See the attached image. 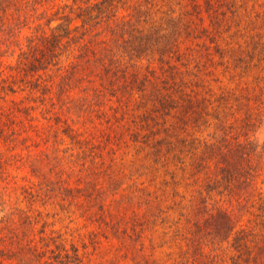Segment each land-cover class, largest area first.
Wrapping results in <instances>:
<instances>
[{
  "label": "trees",
  "instance_id": "trees-1",
  "mask_svg": "<svg viewBox=\"0 0 264 264\" xmlns=\"http://www.w3.org/2000/svg\"><path fill=\"white\" fill-rule=\"evenodd\" d=\"M60 3L0 0V66L4 62L1 57L9 53V58H18L15 70L19 73H13L9 83L0 78V141L7 147L15 146L25 131L26 125L19 114L27 117L35 106H20L15 97L28 89L30 92L23 102L37 92L42 104L48 99L55 106V92L58 101L66 95L67 103L69 97L79 94L84 101L82 105L92 110H95L93 100L100 99L101 106L111 109L116 119L121 109L128 110L129 103L138 98L139 107L145 109L146 117L142 116L145 124L132 130L131 140L149 147V155L156 162L166 164L169 159V163L182 171L187 185L192 186L189 195H182L181 201L173 204V208L180 209L179 219H184L183 228L175 234L185 242L180 259L174 264H264V150L259 151L251 139L263 115L264 52L257 50L263 42L256 40L251 50L238 44L230 48L233 52L228 56L230 50L222 48L216 39V33L223 27L215 21L216 15L226 10L222 9L223 4L233 9L231 13H237V1L205 0L204 11L210 25L202 27L200 37L206 35L214 43L213 50L209 48L211 52L206 54L211 65L202 64L193 53L194 62L184 60L183 40L200 37L194 34L191 21L169 6V0ZM215 68L224 74L232 70L233 76L238 71L241 78L253 68H259L260 72L254 85L245 84L238 91L222 90L214 96L207 88L208 94H200V85L206 84L205 76L214 74ZM63 106L64 101L55 112L56 122H63L62 133L70 137L78 150L67 147L65 152H71L69 159L61 158V177L64 173L67 176L88 173L78 176L76 187H62L70 192L82 191L80 185L89 183L85 197L92 199L102 189L95 180H112V172L104 169L103 174L100 167L90 171L83 164L86 162L80 163L82 168L76 170L73 157L74 164L79 165L77 160L83 159V152L88 154V150L93 152L88 154L92 163L98 162L99 153L93 150L97 147L96 135L73 128L68 123L69 117H62L66 112ZM28 120L29 130L41 137L40 129L31 123L33 118ZM209 127L216 129L213 135H199ZM233 129L240 132L233 134ZM143 130L147 132L142 134ZM218 130L220 136H216ZM110 135L103 133L104 142H112ZM7 161L8 156L1 157L0 149V181L8 179ZM66 161H71L68 168ZM105 161L103 154L100 162L104 165ZM170 173L172 177L177 175L174 170ZM90 176L92 179L88 180ZM62 182L70 184L68 178ZM27 194L31 199L36 196L33 190ZM3 211L1 207L0 214ZM115 217L103 210L99 219L110 227L119 219L124 222V227L120 222L117 225L118 229L122 228L123 257L131 255L135 264H158L144 252L142 216L134 213L128 219L117 217L112 224ZM45 232L46 228L40 230L43 251L38 243L34 245L29 240L32 258L36 256L41 261L47 257L48 264H85L88 252H82L76 245L68 249L61 242L55 245V250L51 246L56 240L44 236ZM12 233L17 237L26 234ZM6 237L0 232V245ZM20 245V250H24L25 244ZM49 252L51 255L47 256Z\"/></svg>",
  "mask_w": 264,
  "mask_h": 264
},
{
  "label": "rangeland",
  "instance_id": "rangeland-1",
  "mask_svg": "<svg viewBox=\"0 0 264 264\" xmlns=\"http://www.w3.org/2000/svg\"><path fill=\"white\" fill-rule=\"evenodd\" d=\"M57 1L64 4L72 0ZM236 1L237 13L235 11L231 13L233 9L230 10L223 4L222 9L226 10L215 17V21L223 26L221 31L216 33L218 44L225 50L238 47V44L251 50L255 41L259 40L263 43L257 50L264 52V0ZM195 4H197L196 7ZM169 6L175 8L177 14L184 16L186 21H191V28L195 30V35L199 34V37L202 27L210 25V18H207L204 11L205 0H169ZM223 28L226 31L222 30ZM209 30L212 28L210 27ZM226 42H232V44L228 45ZM247 42L248 46H246ZM213 46L214 43H211L206 35L200 38L190 39L188 37L183 40L181 46L183 58L187 62L189 60L190 63L194 62V58L191 57L193 53L202 64H209L210 61L207 60L206 54L213 50ZM232 52L230 50L226 54L229 56ZM8 55L9 53H5L1 57L4 62L0 66V71H3L0 78L7 79L9 83L13 80V73L16 75L19 73L15 70L18 58L16 56L9 58ZM255 61L257 62V59ZM214 70V74L205 76L206 84L200 85V94L212 92L215 96L222 90L238 91L237 88L245 84L254 85L255 76L260 72L259 68H253L248 75L241 78L237 74L238 71L234 72L233 76L232 70L225 74L219 73L216 68ZM164 77L167 78V76ZM169 77H171L170 73ZM207 88L210 89L209 92H206ZM28 92H30L29 89L16 94L15 97L20 101V106H35L29 116L24 117L21 112L19 114L26 125V129L23 128L25 131L21 133L15 146L7 147L4 142L0 141L1 157L8 156L9 158V162L6 163L8 179L0 181V208L4 210L0 214V232L2 236L3 234L8 236L4 244L0 245V248L2 247L0 264H48L47 257L40 261L39 257L33 256L32 258L29 252L31 244L29 240H32L34 245L38 243L40 251L44 248H42L44 241L40 240L42 228H46L44 236L50 235L56 240L51 248L57 250L55 245L61 242L68 249L76 245L82 252H88L85 264H135L131 260V255L123 257L125 250L122 246V228H117L119 222L121 226H125L124 222L119 221L121 219L118 220L117 217L128 219L134 213L141 215L142 220L145 221L141 238L144 252L158 264L176 263L180 259L185 242L175 232L183 228L184 219H179L180 209L173 208V204L175 201L180 202L182 195H189L192 186L187 185L188 180L182 177V171L169 163V159L166 160V164L156 162L153 156L149 155V147L131 140L132 130L145 124L142 123L145 122L142 120V116L146 117L144 116L145 109L139 107L140 100L133 99L129 103L128 110L121 109L116 119L111 115V109L105 105L101 106L100 99L93 100L95 110H92L87 108V105H82L84 101L80 100L79 94H73L67 103L66 95L64 99L59 97L58 101V92H55L54 100L57 104L54 106L48 102V99L45 100L46 104H42L38 100L37 92L31 93L29 98L23 102ZM83 99L88 100L84 95ZM63 101L66 112L62 117H69L68 123L73 128L96 135L94 144L97 147L93 150L99 153L97 154L98 162L92 163V156L88 154L89 152L93 154V152L88 150V154L83 152V159L77 160L79 165L74 164L76 158L73 157L72 164L76 165V170L82 168L80 163L86 162L83 164L87 168L90 167V171L100 167L99 172L101 173L104 169H107L106 172L110 174L112 172V180L109 178L95 180L96 183L102 185V189L99 188L92 199L85 197L89 183L80 185L82 191L70 192L62 187L63 185L76 187L75 181L78 176L88 173L81 172L80 175L71 173L68 176L64 173L61 177V158L69 159L71 152H65L68 151L67 147L78 150L71 143L70 137L62 133L63 122L57 123L55 119V112L60 109ZM9 104L6 103V105ZM262 114L261 123L251 133V139L259 151L264 150V104ZM28 118H33L31 123L40 129L41 137L29 130L30 120ZM214 130L216 129L209 127L199 135L208 136L209 133L213 135ZM231 131L234 134L239 130ZM104 132L111 134L112 142H104L102 137ZM146 132L143 130L142 134ZM220 135L221 131L218 130L216 136ZM62 138L65 140L64 143H62ZM103 154L106 159L104 165L100 162ZM66 164L68 168L71 166V161L69 163L66 161ZM110 165L111 167L108 168ZM171 170L177 172L175 177H172ZM68 172H72V169ZM91 176L95 177L93 174ZM91 176L88 180L92 179ZM63 178H68L70 184L63 183ZM30 190L36 194L33 199L27 194ZM102 208L107 213L117 216L112 220V224L118 220L113 227L99 219ZM107 220L110 221L111 217H107ZM129 224L128 227H130ZM12 231L26 232V234L17 237ZM18 241L22 245L25 244L24 250H20L21 243ZM49 255H51L50 252L47 256Z\"/></svg>",
  "mask_w": 264,
  "mask_h": 264
}]
</instances>
